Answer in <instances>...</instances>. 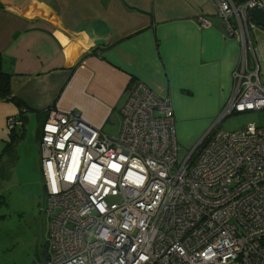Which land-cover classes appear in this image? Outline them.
I'll list each match as a JSON object with an SVG mask.
<instances>
[{"label": "built area", "instance_id": "2783aa9c", "mask_svg": "<svg viewBox=\"0 0 264 264\" xmlns=\"http://www.w3.org/2000/svg\"><path fill=\"white\" fill-rule=\"evenodd\" d=\"M210 1L243 53L231 97L188 154L179 155L170 99L141 81L116 135L75 110L43 123L46 264H264V126L220 128L231 114L264 110L258 64H247L250 9L264 0Z\"/></svg>", "mask_w": 264, "mask_h": 264}, {"label": "crops", "instance_id": "0c3cea01", "mask_svg": "<svg viewBox=\"0 0 264 264\" xmlns=\"http://www.w3.org/2000/svg\"><path fill=\"white\" fill-rule=\"evenodd\" d=\"M200 18L209 25L200 26ZM250 35L247 64L255 58L260 72L264 28L255 24ZM0 53L13 94L31 110H49L48 117L75 110L105 133L121 116L131 85L141 81L170 99L182 138L177 111L220 114L243 48L225 34L210 0H0ZM18 114L0 100V161L8 152L9 120L17 127Z\"/></svg>", "mask_w": 264, "mask_h": 264}, {"label": "rangeland", "instance_id": "374dc122", "mask_svg": "<svg viewBox=\"0 0 264 264\" xmlns=\"http://www.w3.org/2000/svg\"><path fill=\"white\" fill-rule=\"evenodd\" d=\"M259 75L264 85V67ZM186 109L177 111L183 126L182 138L176 128L179 155L182 157L199 143L219 116L211 110ZM41 123V117L28 115L23 137L8 149L0 161V264H46V191L37 139ZM248 123L264 126V110L231 114L221 122L220 128L235 131ZM120 125L121 116L116 114L106 124L104 132L116 135ZM20 129L18 125L16 133Z\"/></svg>", "mask_w": 264, "mask_h": 264}, {"label": "trees", "instance_id": "16d2710c", "mask_svg": "<svg viewBox=\"0 0 264 264\" xmlns=\"http://www.w3.org/2000/svg\"><path fill=\"white\" fill-rule=\"evenodd\" d=\"M12 75L4 69L3 67V58L0 53V100L4 102H9L14 104L18 109H19V126H21V129L19 133H16V127H12L10 131V142L7 144V150L20 138L23 137L24 135V125L25 122L27 121L28 117L26 116L27 112H33L41 116L42 121H45L46 118L48 117L49 110L46 111H34L28 108L26 103L19 98L18 96L13 94L12 90ZM42 130V129H41ZM40 130V132H42ZM41 136V133H40Z\"/></svg>", "mask_w": 264, "mask_h": 264}, {"label": "water", "instance_id": "95a60500", "mask_svg": "<svg viewBox=\"0 0 264 264\" xmlns=\"http://www.w3.org/2000/svg\"><path fill=\"white\" fill-rule=\"evenodd\" d=\"M237 1L243 2L245 0H237ZM250 15L258 26L264 28V9L255 6L250 9Z\"/></svg>", "mask_w": 264, "mask_h": 264}]
</instances>
